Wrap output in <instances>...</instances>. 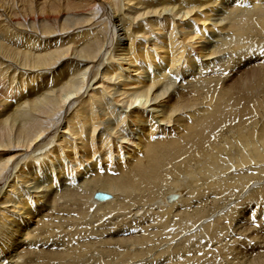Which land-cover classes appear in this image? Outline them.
<instances>
[{"label": "bare ground", "instance_id": "6f19581e", "mask_svg": "<svg viewBox=\"0 0 264 264\" xmlns=\"http://www.w3.org/2000/svg\"><path fill=\"white\" fill-rule=\"evenodd\" d=\"M0 264H264V0H0Z\"/></svg>", "mask_w": 264, "mask_h": 264}, {"label": "water", "instance_id": "95a60500", "mask_svg": "<svg viewBox=\"0 0 264 264\" xmlns=\"http://www.w3.org/2000/svg\"><path fill=\"white\" fill-rule=\"evenodd\" d=\"M102 195L104 196V197H103L104 199H106V198L109 197V195L106 194V193H102V192L96 193V197H100V196H102Z\"/></svg>", "mask_w": 264, "mask_h": 264}, {"label": "rangeland", "instance_id": "374dc122", "mask_svg": "<svg viewBox=\"0 0 264 264\" xmlns=\"http://www.w3.org/2000/svg\"><path fill=\"white\" fill-rule=\"evenodd\" d=\"M261 234H262V233H261ZM261 234H260V235H261ZM250 247H252V246H250Z\"/></svg>", "mask_w": 264, "mask_h": 264}]
</instances>
